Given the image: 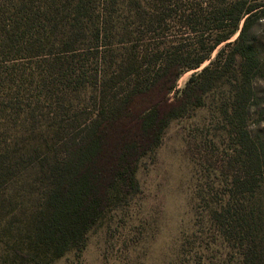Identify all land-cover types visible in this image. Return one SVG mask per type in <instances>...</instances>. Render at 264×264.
I'll use <instances>...</instances> for the list:
<instances>
[{"label": "trees", "instance_id": "1", "mask_svg": "<svg viewBox=\"0 0 264 264\" xmlns=\"http://www.w3.org/2000/svg\"><path fill=\"white\" fill-rule=\"evenodd\" d=\"M258 14L264 18V0H0V186L20 175L15 143L35 131L43 160L36 166L33 151L27 169L48 181L43 217L27 251L15 254L47 264L80 248L137 191L139 161L189 109L190 83L217 73L236 51L241 67L257 69L245 36ZM222 43L232 47L228 58L218 49L177 90L179 77ZM248 149L258 162L255 146ZM259 238L242 264L264 257V231Z\"/></svg>", "mask_w": 264, "mask_h": 264}, {"label": "rangeland", "instance_id": "2", "mask_svg": "<svg viewBox=\"0 0 264 264\" xmlns=\"http://www.w3.org/2000/svg\"><path fill=\"white\" fill-rule=\"evenodd\" d=\"M245 42L254 50L257 69L241 67L236 51L217 73L190 83L189 109L169 122L158 145L139 161L137 191L108 210L80 248L47 258V264H242L243 253L258 244L264 231L261 15L248 27ZM224 45L199 68L183 73L176 89L182 90ZM231 49L224 47V59ZM39 136L35 131L19 137L23 140L14 149L22 155L16 156L20 175L0 186V264H37L16 255L15 249L27 251L26 237L43 217L48 181L38 169H27L33 151L36 166L43 160ZM248 146H255L258 162L250 159ZM263 258L255 263L264 264Z\"/></svg>", "mask_w": 264, "mask_h": 264}]
</instances>
